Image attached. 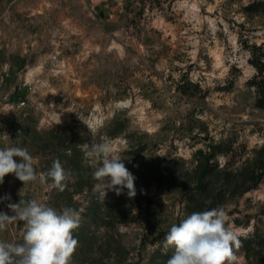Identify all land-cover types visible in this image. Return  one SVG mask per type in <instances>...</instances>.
<instances>
[{"label":"rangeland","instance_id":"obj_1","mask_svg":"<svg viewBox=\"0 0 264 264\" xmlns=\"http://www.w3.org/2000/svg\"><path fill=\"white\" fill-rule=\"evenodd\" d=\"M263 41L264 0H0V148L70 173L64 191L6 175L0 212L20 199L75 209L71 264H166L171 225L223 207L238 264H264V108L249 84ZM105 136L135 197L95 187L82 144Z\"/></svg>","mask_w":264,"mask_h":264},{"label":"clouds","instance_id":"obj_2","mask_svg":"<svg viewBox=\"0 0 264 264\" xmlns=\"http://www.w3.org/2000/svg\"><path fill=\"white\" fill-rule=\"evenodd\" d=\"M86 125L94 137L97 128ZM82 147L85 158L97 165L92 176L98 182L96 189L101 190L104 197L106 190L120 195L124 189L128 190L129 198L135 197V177L108 137H102L98 143L92 140L91 145L85 143ZM14 157H19L20 162ZM34 164L27 149L0 148V184L6 175L15 174L24 185L47 179L51 181L48 190H65L70 173L59 160L53 161L41 174ZM10 199V195H5L0 197V202ZM7 207L13 214L0 212V232L9 225L23 222V243L0 240V264H71L78 246L73 232L80 226V215L75 209L65 207L58 211L37 199H20L19 203H9ZM227 220L226 211L220 207L193 212L171 225L163 246L165 251L169 248L174 251L166 264H238L235 250L241 247L240 233L226 227Z\"/></svg>","mask_w":264,"mask_h":264},{"label":"trees","instance_id":"obj_3","mask_svg":"<svg viewBox=\"0 0 264 264\" xmlns=\"http://www.w3.org/2000/svg\"><path fill=\"white\" fill-rule=\"evenodd\" d=\"M249 52V61L256 69L249 84L255 88L257 106L264 108V41L260 44H251ZM253 187H256V185Z\"/></svg>","mask_w":264,"mask_h":264}]
</instances>
